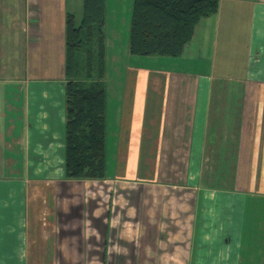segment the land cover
Masks as SVG:
<instances>
[{
    "label": "crops",
    "instance_id": "crops-1",
    "mask_svg": "<svg viewBox=\"0 0 264 264\" xmlns=\"http://www.w3.org/2000/svg\"><path fill=\"white\" fill-rule=\"evenodd\" d=\"M133 1L104 0L106 177L73 180L83 0H0V264H264V0H219L175 58L129 52Z\"/></svg>",
    "mask_w": 264,
    "mask_h": 264
},
{
    "label": "trees",
    "instance_id": "trees-1",
    "mask_svg": "<svg viewBox=\"0 0 264 264\" xmlns=\"http://www.w3.org/2000/svg\"><path fill=\"white\" fill-rule=\"evenodd\" d=\"M219 0H134L129 52L137 56L182 55L200 21L215 14ZM104 0H83L77 22L66 17L65 176H106V60Z\"/></svg>",
    "mask_w": 264,
    "mask_h": 264
},
{
    "label": "rangeland",
    "instance_id": "rangeland-1",
    "mask_svg": "<svg viewBox=\"0 0 264 264\" xmlns=\"http://www.w3.org/2000/svg\"><path fill=\"white\" fill-rule=\"evenodd\" d=\"M108 72L106 73V77H108L109 76V86H110V88H117V87H119V80H118V77H119V75H120V73H121V70H119L118 69V67H115V64L114 63H110L109 64V66H108V70H107ZM105 77V78H106ZM108 79V78H107ZM106 177V176H105ZM121 178L122 179H124L122 176H121ZM125 181H127L126 180V178L124 179ZM130 181H132V180H130ZM157 191V189H154V194L155 195H157L158 194V192H156ZM175 192H170V195H171V197L172 198H174L175 197V194H174ZM161 194V193H160ZM187 196V197H186ZM186 196L185 197H183L182 196V198H189L190 196L191 197H193L194 195H189L188 193H186ZM161 198H162V194H161ZM171 198V199H172ZM194 198V197H193ZM261 208V207H260ZM176 239H178V238H176ZM179 250V249H178ZM171 257H173V256H171L170 254H165V255H163L161 258H162V260H163V263L164 264H168V261L170 260V258ZM174 259H176V257H174ZM166 260V261H165ZM179 261V260H178Z\"/></svg>",
    "mask_w": 264,
    "mask_h": 264
}]
</instances>
